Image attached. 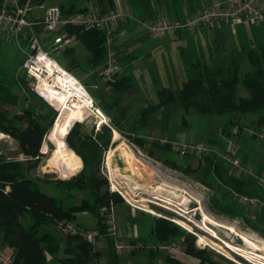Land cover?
Wrapping results in <instances>:
<instances>
[{
  "label": "rangeland",
  "instance_id": "1",
  "mask_svg": "<svg viewBox=\"0 0 264 264\" xmlns=\"http://www.w3.org/2000/svg\"><path fill=\"white\" fill-rule=\"evenodd\" d=\"M61 1L63 0H58V3ZM45 4L49 6L51 3L46 2ZM246 24L236 28V33H232L223 24H213L208 28H199L193 31L168 32L164 36L165 42L163 45L161 44L160 37L155 33L151 42L133 44L134 40L132 37L136 33H131L124 37L129 42V45H131L129 54H127L126 48H124L122 43L117 44L119 38L118 33L122 25L119 26L114 40L118 60L117 78L115 82L118 79H124L126 77L124 80L129 82L132 80L133 84L130 91L117 94V96L120 95V98L116 105L113 104L116 98H113L115 93L112 84H101L97 89L90 88L93 83H97L98 81L99 73L105 65V54L99 64L93 65L90 60V52L84 45L75 40L63 48V51L64 49L70 51L73 57H70V55L66 57L62 56L63 53L61 52L51 54L58 61L63 62V64H71L67 62L71 58L79 61L74 74L80 81L89 85L88 90L97 99L100 107H103V113L106 114L107 112L108 117L114 122H118L117 125L119 128L117 127L114 130L119 133V139L115 143H111V140H113L112 135L110 144L103 152L100 164V175L107 179L110 191L115 189V186L116 191L121 197L123 196L126 199L122 197L124 204L141 212L138 215V220L142 223L141 225L143 227H140L139 231L144 237V244L130 242L128 238H124L125 235L123 233L119 232L120 228L117 226V231L120 236L119 239L123 243L133 246L132 249L124 252V255L146 250V252H142L140 255L141 258L145 259L144 263L156 264L157 258L162 255L159 254L156 248H160L162 251L168 250L169 253H172L170 252L171 249H174L176 252H182V239H175L171 242H160L156 239L153 235L152 228L154 225V218L152 216H154L156 218L167 219L186 233L198 235L197 238L192 234L195 237V246L211 251L213 264H252L247 260L250 259L252 261L256 258L255 256L264 258V246H256L254 245L255 243L248 244L246 241L248 240V236L264 239V232L261 234L240 221L234 222L233 219H226L215 212L210 205L211 199H209L208 195H205V188L201 186V189H194L193 191V188L186 187L181 182L175 173V169L167 166L163 167L162 165L165 166V164L161 162L155 163L149 160L143 156L140 150L133 147L135 144L134 131L131 130L135 128L136 133L143 137H155L165 133L170 138H173L179 133L188 135L192 131L195 134V138L198 139L202 136L203 129H215L222 118H236L235 115H242L238 112H235L238 114L224 112L221 116L204 115L200 114L193 106L185 111L178 98L171 102L168 108H165V106L161 105L159 92L171 90L176 93L180 90L183 82L192 77L202 83V91L198 89L194 91L196 100L199 102L204 103L209 98H215L217 99L216 102L218 100L220 102L221 100L230 99L231 102L237 103L240 99L247 97V91L240 82L243 74L250 71L248 53L251 52L250 56L255 57L253 59H257L256 57L262 54L259 46L264 47V31L259 26H254L249 23ZM21 47L23 45H18L9 39H4L0 42V105L10 115L21 114L26 110L30 111L36 116L37 120L42 118L44 121H40L46 124L48 123L50 131L57 118L58 111L48 101L40 98L33 90L35 82L25 74L22 67L24 54L21 51L23 49ZM147 53L150 56L141 59ZM236 69L237 77L234 74ZM232 78H236L235 80L237 81H235V85L232 86L234 89L231 91L229 89L230 84L226 83V79L231 80ZM138 84L144 89L143 91L138 88ZM106 89L111 93L107 94L108 90ZM117 96L115 95V97ZM133 106L134 108H132ZM257 114L246 113L243 115H245L244 117L251 116L255 118ZM239 117L242 118L243 116ZM83 119H78V121H82ZM94 120L93 117L89 116L76 125L78 127H76L77 131L74 133V141L77 142L78 146H80L81 139L85 135L94 137L99 133V131H95L94 127H92ZM70 130L71 128L67 132L65 139ZM170 141L175 142L172 139ZM116 146L117 148H115ZM42 147L45 152L43 154L46 156L45 161L43 165H40L29 173L30 176L40 180L39 188L48 195L55 197L63 208L69 207L72 204H78L81 199H86L88 203H93V196L87 190L67 189L66 186L57 184V181L68 180L78 175L84 166L82 159V167L80 166L76 173L67 178H62L54 167H44L46 160L52 154L55 146L45 137ZM110 149L112 150L110 157L111 167L115 168V165L119 164L121 168L116 173L130 175L134 181L144 188L143 190L135 191L137 195L150 199L151 197L148 195V191H151L155 186H161L162 189L165 188L167 190L165 194L169 196L168 198L175 202L178 201V204L184 208L186 213H181V215L175 208L153 199L150 200L159 204L161 203L162 205L148 202L142 207L135 203L133 194H130V192H128L129 194L127 193V190L121 184L122 181L110 177L109 168L106 164V156ZM125 151L131 154L125 156ZM164 153L166 155L168 154L170 159L177 158L173 151H166ZM0 155L11 159H23L17 155L16 142L9 136L1 133ZM78 156L80 157V155ZM133 162H136L138 166L134 165L133 167L131 165ZM150 177H152L151 179L153 181L150 180L148 182ZM184 189L188 193L186 194L188 199L182 196V193L185 194ZM176 190H179L178 193L180 194L177 196V200H175L173 195ZM199 202L203 210L214 222L224 226V228L211 227L217 234V239L208 235L194 224L196 223L201 226L199 223L201 219L196 218V208L199 207ZM114 206L113 211L115 214ZM147 210L154 212H147ZM107 211V208H100L98 217L85 211L84 214L80 213L81 216L77 214L78 216H76L77 218L74 220V223L79 228H81L80 226L85 227L81 229L94 232L100 225L105 226L104 220ZM170 219H174L175 222L179 223L185 229ZM145 220L148 225L146 222L143 224ZM192 220H194V223ZM59 227L51 224L41 227V230L47 231L55 238H58L61 234ZM225 227H229L230 229L227 230ZM258 227L264 231V224H258ZM132 229V225L127 226V230ZM100 237L102 241L101 239L97 241L95 249L101 253V258L105 259V255L108 256V252L113 253L114 240L108 235H100ZM199 237L202 240L198 242ZM108 239L112 242L111 247L107 244ZM224 242H227L231 248L225 246ZM256 263L259 264V262ZM48 264H54V262Z\"/></svg>",
  "mask_w": 264,
  "mask_h": 264
},
{
  "label": "trees",
  "instance_id": "2",
  "mask_svg": "<svg viewBox=\"0 0 264 264\" xmlns=\"http://www.w3.org/2000/svg\"><path fill=\"white\" fill-rule=\"evenodd\" d=\"M73 11L66 10V12ZM69 31L91 53L92 64H99L105 54L103 34L97 30L78 28H71ZM260 51L262 54L256 57L257 59L250 56L251 52L248 53L250 71L243 74L240 82L247 91V97L240 99L237 103L231 102L230 99L216 102L217 99L215 98H209L204 103L199 102L196 100L194 91L195 89L202 91V83L191 77L183 82L180 90L176 93L171 90L159 92L161 105L168 108L171 102L178 98L184 110L193 106L200 114L204 115L223 112L258 113L254 123L264 125V47H260ZM61 53L65 57L71 54L67 49ZM67 62L71 64H61L70 70L78 66V62L74 58ZM234 74H237V69ZM124 79H118L112 83L116 96L130 91L132 87L131 82ZM235 79H226V83L230 84L229 89L231 91L234 89L232 86L237 81ZM84 84L89 88V85ZM115 95L113 96L116 98L113 101L114 105L120 98V95L117 97ZM40 120H37L36 116L28 110L21 114L10 115L0 105V133L9 136L16 142L17 155L23 158L18 160L0 155V241L12 249L11 264H48L46 254L54 257L61 255V258L56 257L60 264H120L118 255L114 250L113 253L108 252L106 261H102L100 259L101 253L95 249L96 241L93 244L86 239L85 233L88 231L79 228L74 223L77 214L88 211L93 216L98 217L100 208L108 209L123 201L118 192L109 190L107 179L100 175L103 152L110 144L112 129H117L118 122H114L110 118L111 127L102 125L98 130L99 133L94 137L85 135L81 139L80 146L74 141V133L78 127L76 125L79 122H75L71 127L65 143L80 160L81 167L82 161L84 166L78 175L68 180L57 181V184L64 185L67 189H85L92 194L94 202L88 203L86 199H81L78 204L63 208L55 197L48 195L39 188L40 180L38 178L29 175L32 170L43 165L46 158L45 154L42 153L44 152L42 146L50 126L48 123H43L44 120ZM233 124H239V121ZM133 136L135 142L143 141L142 138L134 134ZM213 170L220 177L224 174L223 168L216 161L213 163ZM224 181L226 185L239 192L241 182L235 181L232 176H226ZM210 205L219 214L222 213L228 217H241L248 227L263 234V229L245 218L239 209L227 204H220L212 199ZM63 222L73 223L81 233L79 231L74 233L63 232L60 226ZM153 222V235L158 241L171 242L180 238L182 239L183 253L198 259L202 264H213L211 251L197 248L194 235L186 233L164 218H155ZM51 224L60 226L61 236L59 238L41 230V227ZM96 233L95 240L99 235L105 236V226L100 225ZM111 243L108 239L107 244L110 247ZM163 264L184 263L167 254L163 258Z\"/></svg>",
  "mask_w": 264,
  "mask_h": 264
},
{
  "label": "built area",
  "instance_id": "3",
  "mask_svg": "<svg viewBox=\"0 0 264 264\" xmlns=\"http://www.w3.org/2000/svg\"><path fill=\"white\" fill-rule=\"evenodd\" d=\"M114 2V5L104 10L92 9L66 12L58 5L47 6L42 0L0 1V35L4 39H9L18 45H23L21 47L23 48L21 51L24 54L22 67L25 74L34 80L33 90L35 93L45 100L38 89V86L45 82L48 86L57 88L66 94L68 89L66 90L65 88L67 86L65 88L57 86V77L76 78L87 94L85 96V101L87 102L86 107L88 109L86 117L90 116L95 119L92 125L95 131H98L102 125L111 127L110 118L103 113L99 102L91 95L87 86L74 74V69H68L51 55L62 52L63 48L74 40L75 35L69 29L97 30L103 34L106 59L105 65L99 73L97 83H93L90 87L94 89H97L101 84L111 85L115 82L118 69L117 53L114 47L116 31L119 26L129 22L140 25L148 32L160 36L168 32H185L199 28H208L213 24H223L234 29L240 24L249 23L254 26H259L264 31V0H215L211 5L202 7L193 15L182 20L158 16L152 19H140L130 11L122 9L118 0H114ZM33 10L37 11V15L32 14ZM73 99H77V97L71 95L65 101L70 103ZM235 130L233 129V132ZM260 131V135H264V126ZM148 140L150 142H156L159 145H169L175 148L180 155H194L200 158L213 156L224 165H233L239 168L242 175L249 178L257 186L264 188V171H256L250 165L242 166L238 164L229 150L224 152L215 151L208 143L203 142L177 143L171 142L166 138L154 137H149ZM231 175L232 170H228L226 176ZM114 188L111 191H116L115 186ZM232 197L239 203H254L256 201V199L236 192H232ZM170 220L175 222L174 219ZM104 225L106 235L114 240L113 247L117 255H122L124 252L133 248L131 244H125L119 239L120 236L117 231L113 207L108 208ZM60 226L65 233L79 231L70 222H63ZM179 226L181 225L179 224ZM79 232L81 233V231ZM190 232L192 233V231ZM96 234V231L86 232L85 237L94 244ZM194 235L198 238V235ZM170 251L174 254L178 253L174 249ZM247 261L252 264H257L250 259ZM11 263L12 252L0 247V264Z\"/></svg>",
  "mask_w": 264,
  "mask_h": 264
},
{
  "label": "crops",
  "instance_id": "4",
  "mask_svg": "<svg viewBox=\"0 0 264 264\" xmlns=\"http://www.w3.org/2000/svg\"><path fill=\"white\" fill-rule=\"evenodd\" d=\"M1 1V0H0ZM43 3H51L50 5H58L66 10H104L110 5H114V0L110 1H99V0H63L58 3V0H42ZM215 0H118L120 7L124 10L130 11L133 15L140 19H152L155 16L164 17L168 19H186L187 17L193 15L197 10L202 7L211 5ZM111 3V4H110ZM33 15H37V11H32ZM242 25H247L246 23L240 24L234 29H231L232 33H236V28ZM249 26V25H248ZM136 33L133 35V44H144L151 42L153 40L154 33H150L145 30L140 25L129 22L120 27L119 30V38L117 44H123L127 54H129V42L124 39L126 35ZM161 44L165 42L164 36H160ZM3 41L4 38L0 35V42ZM76 42H80L79 40L74 38ZM73 40V41H74ZM82 44V43H81ZM83 45V44H82ZM263 47V46H259ZM71 53V52H70ZM91 54V53H90ZM150 56L149 53L145 54L141 57L148 58ZM70 57H73L70 54ZM79 63V61L76 59ZM63 63V62H61ZM76 67L74 68V71ZM125 77V76H124ZM131 80V78H130ZM131 84H133L131 80ZM139 85V86H138ZM138 88L141 91L144 89L138 84ZM108 90V89H106ZM111 93L109 90L107 94ZM134 108V106L132 107ZM136 108V106H135ZM130 109V107H128ZM188 110V109H187ZM185 110V111H187ZM109 112V111H108ZM224 113V112H223ZM221 113V114H223ZM221 114H209V115H219ZM238 114V113H231ZM106 115L108 116L107 112ZM231 116V115H230ZM236 118L228 117V119L222 118L216 125L215 129H203V134L200 138L196 139L195 134L191 131L188 135L185 133H179L175 135L173 138L168 137L165 133L159 136H152L154 138H166L170 141V139L174 140L177 143H189V142H205L208 143L213 150L224 152L226 150L230 151V154L233 156L235 161L240 165H250L256 171H264V135H260V129L264 125H256L254 117H244L245 115H235ZM239 116H243L240 118ZM240 118V119H239ZM238 122L239 124H233L234 122ZM233 129H236L233 132ZM134 131V135L143 139V141L137 143L135 142L134 146L137 150H140L144 157L149 160L157 163L161 162L164 165L163 167H172L175 169V173L178 175L177 177L184 183L186 187L193 188L198 190L202 187L205 188V195L209 196V199L213 201H218L220 204H227L230 207H235L241 211L245 218L251 221L253 224H264V188L257 186L253 181L249 178L242 175L239 168L233 165H224L221 161L217 160L213 156H208L204 158H200L194 155H180L175 148H172L169 145H159L156 142H150L147 137L140 136V134L136 133L135 128L131 129ZM115 130L112 131L113 140L111 143H115L119 139H116ZM196 139V140H195ZM117 143V142H116ZM118 146V145H117ZM117 146L115 148H117ZM115 150V149H114ZM111 154L112 150L110 149ZM173 151L177 158L170 159L168 154L166 155L164 152ZM127 151L124 152V155L128 156ZM180 157V158H179ZM121 159V158H120ZM214 161L218 162L223 168V176H218L213 170ZM107 164V163H106ZM131 165H136V162L131 163ZM119 164H116L118 169H121ZM115 167V168H116ZM167 169V168H166ZM169 169V168H168ZM228 170H232V177H234L235 181L241 182L239 187V192L232 189L226 185L224 179L226 177V172ZM149 178L148 182L153 181ZM202 186V187H201ZM232 192H236L241 195H245L249 198L256 199L254 203L251 202H243L239 203L232 197ZM184 193L182 196L186 199L187 191L184 189ZM115 214H116V223L120 233H123L124 238H128L130 242L141 243L144 244V237L142 233L139 231L140 227H143L141 222L138 220V215L141 214L140 211L122 203H118L114 206ZM150 212V211H147ZM152 211L151 213H153ZM85 212H82L84 214ZM222 217L226 219H233L234 222H241L243 224L244 221L241 217H228L225 214L220 213ZM78 216V215H77ZM81 216V214H80ZM145 216V215H144ZM77 218V217H76ZM152 218H156L152 216ZM147 221H143V224ZM238 224V223H237ZM132 225V230H127V226ZM148 225V224H147ZM246 225V224H245ZM80 226V225H79ZM145 226V225H144ZM151 226V225H150ZM247 226V225H246ZM81 228L83 226H80ZM248 227V226H247ZM85 228V227H83ZM43 232H47L42 230ZM122 235V234H121ZM61 234L59 235V237ZM58 237V238H59ZM101 239L100 235L96 237V245L97 241ZM102 241V239H101ZM0 247L11 251L12 249L2 243L0 241ZM142 247V246H141ZM160 255L157 258L156 264H163V258L165 255H170L180 262L184 264H199L200 261L194 257L186 255L183 252H178L177 254L169 253V251H162L160 248H156ZM142 252H146V250H141L139 252H131L128 254L124 253L122 255H118V260L120 264H145V259L141 258L140 255ZM172 252V251H170ZM57 258H61V255L56 256ZM46 254V259L48 263L54 262V264H60L57 258ZM108 256L105 255V259L100 258L102 261H106Z\"/></svg>",
  "mask_w": 264,
  "mask_h": 264
},
{
  "label": "bare ground",
  "instance_id": "5",
  "mask_svg": "<svg viewBox=\"0 0 264 264\" xmlns=\"http://www.w3.org/2000/svg\"><path fill=\"white\" fill-rule=\"evenodd\" d=\"M56 85L61 86L63 88L67 86V88H65L66 90L68 89L67 93L65 94L59 91L57 88L50 87L45 82L41 83V85L38 86L39 92L42 93V96L44 97L45 101H48L50 104H52L58 111L57 118L54 121L52 128L50 129L49 133L46 136L47 139L55 146V149L53 150L52 154L46 160L44 167L52 166L59 172L62 178H67L78 171V169L81 166V163H80V160L77 158V156L72 152V150L67 147L65 143V136L67 132L69 131V129L71 128V125L75 121H78V119H82L87 116L88 109L86 107L87 102L85 101V96L87 94L82 89L77 79L74 77H57ZM71 95L76 96L77 99H73L70 103H67L65 100ZM114 133L117 139L118 138L117 131H115ZM110 157H111V151L109 150L106 156V163H107V167L109 168L110 177L115 178V179L117 178L122 181L120 182L124 186L123 188L127 190V193L130 192V194H133L135 198L134 199L135 203L143 207L148 202L155 204L157 202L153 200H157L165 205H169L170 207L175 208V210L179 214L186 213L184 211V208L180 204H178V201L175 202L174 200L168 198L169 196L165 194L167 190L165 188L162 189L161 186H155L154 188H152L151 191H148L149 194L153 195L150 198L153 200H150L149 198H146L144 196L137 195L135 191L142 190L144 188L141 187L140 184H138L136 181H134L130 175H125V174H120V173L117 174L116 172H118V168L111 167ZM178 192L179 190H176L175 194H173L175 197V200H177V196L180 195ZM161 203L160 204L157 203V204L162 205ZM149 211L152 212V210H149ZM196 211L199 212L201 215V220L199 222L201 226L194 223V220H192V222L199 229H201L208 235H211L217 239L218 236L212 230L211 227L213 228L223 227L224 228V226L219 225L216 222H214L213 219L203 210L201 203L199 204V207L196 208ZM225 229L228 230L230 228L225 227ZM247 239L248 240L246 241L248 244L255 243L254 245L256 246L258 245L264 246L263 238H256L255 236L254 237L248 236ZM201 240L202 238L199 237L198 242ZM224 243H225V246H227L228 248H231L227 242H224ZM248 247L251 248L250 246ZM255 257L256 258H254L252 262L256 260L255 263L259 262V264H264L263 257H260V256L259 257L255 256Z\"/></svg>",
  "mask_w": 264,
  "mask_h": 264
},
{
  "label": "water",
  "instance_id": "6",
  "mask_svg": "<svg viewBox=\"0 0 264 264\" xmlns=\"http://www.w3.org/2000/svg\"><path fill=\"white\" fill-rule=\"evenodd\" d=\"M43 153V152H42ZM143 190V189H142ZM148 195L151 197L152 195L151 194H149L148 193ZM195 207H197V206H195ZM196 218L197 219H201V215H200V213L199 212H196Z\"/></svg>",
  "mask_w": 264,
  "mask_h": 264
}]
</instances>
